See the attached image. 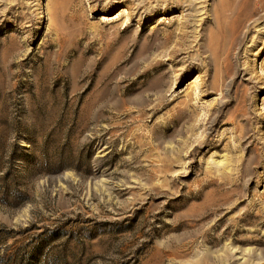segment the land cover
<instances>
[{
	"label": "rangeland",
	"instance_id": "1",
	"mask_svg": "<svg viewBox=\"0 0 264 264\" xmlns=\"http://www.w3.org/2000/svg\"><path fill=\"white\" fill-rule=\"evenodd\" d=\"M245 2L0 0V264H264Z\"/></svg>",
	"mask_w": 264,
	"mask_h": 264
},
{
	"label": "bare ground",
	"instance_id": "2",
	"mask_svg": "<svg viewBox=\"0 0 264 264\" xmlns=\"http://www.w3.org/2000/svg\"><path fill=\"white\" fill-rule=\"evenodd\" d=\"M248 1L249 0H246V2L243 3V5H242L243 11L240 14L241 20L244 18L247 19L249 17V13L252 12V10L249 11ZM254 2L256 5V7H254V9H253L254 14H256L260 10H264V0H254ZM247 7H248V11H247Z\"/></svg>",
	"mask_w": 264,
	"mask_h": 264
}]
</instances>
